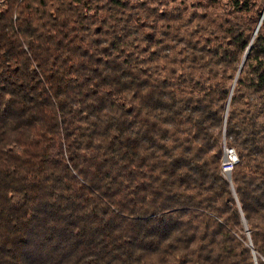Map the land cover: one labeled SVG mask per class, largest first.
<instances>
[{
	"label": "trees",
	"instance_id": "obj_1",
	"mask_svg": "<svg viewBox=\"0 0 264 264\" xmlns=\"http://www.w3.org/2000/svg\"><path fill=\"white\" fill-rule=\"evenodd\" d=\"M220 1L0 0V264H264V0Z\"/></svg>",
	"mask_w": 264,
	"mask_h": 264
},
{
	"label": "rangeland",
	"instance_id": "obj_2",
	"mask_svg": "<svg viewBox=\"0 0 264 264\" xmlns=\"http://www.w3.org/2000/svg\"><path fill=\"white\" fill-rule=\"evenodd\" d=\"M144 1L147 2L151 6H155L159 10V12H161L163 10L170 9L175 4L180 3L181 0H144ZM193 2H196V0H186L185 4H187L189 6L190 10H194V9H197L198 11L204 10V7L196 5L197 3L194 6H192ZM216 8H217L216 10L219 12L226 11L229 8L228 1L227 0H221L219 6ZM227 146H228L227 144H224V147H227ZM228 147H230V146H228ZM223 159H224V155H223ZM225 174L227 175V173H225Z\"/></svg>",
	"mask_w": 264,
	"mask_h": 264
},
{
	"label": "built area",
	"instance_id": "obj_3",
	"mask_svg": "<svg viewBox=\"0 0 264 264\" xmlns=\"http://www.w3.org/2000/svg\"><path fill=\"white\" fill-rule=\"evenodd\" d=\"M238 161V156L233 147H224V159L222 161V169L224 173L229 174Z\"/></svg>",
	"mask_w": 264,
	"mask_h": 264
},
{
	"label": "water",
	"instance_id": "obj_4",
	"mask_svg": "<svg viewBox=\"0 0 264 264\" xmlns=\"http://www.w3.org/2000/svg\"><path fill=\"white\" fill-rule=\"evenodd\" d=\"M263 18H264V10H263L262 17H261V19H260V21H259V24H258V26H257V29H258L259 25L261 24V21L263 20ZM257 29H256V31H257ZM249 48H250V46L248 47V49H247V51H246V53H245L244 59H245V57H246V55H247V52H248ZM241 65H242V64H241ZM240 68H241V67H240ZM227 177L230 178V174H227Z\"/></svg>",
	"mask_w": 264,
	"mask_h": 264
}]
</instances>
